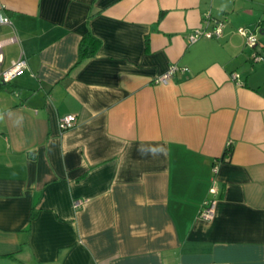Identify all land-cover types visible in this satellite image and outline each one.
<instances>
[{"label":"crops","instance_id":"obj_1","mask_svg":"<svg viewBox=\"0 0 264 264\" xmlns=\"http://www.w3.org/2000/svg\"><path fill=\"white\" fill-rule=\"evenodd\" d=\"M0 11V69L26 61L0 82V264H264V57L237 31L264 55V0ZM214 20L219 37L188 41ZM87 33L100 43L79 61Z\"/></svg>","mask_w":264,"mask_h":264},{"label":"built area","instance_id":"obj_2","mask_svg":"<svg viewBox=\"0 0 264 264\" xmlns=\"http://www.w3.org/2000/svg\"><path fill=\"white\" fill-rule=\"evenodd\" d=\"M10 22L7 15H5L2 11H0V24H8ZM224 28V23L221 20H214L213 21V27L211 29H205V28H199L198 30L194 31L192 34L189 35L188 41L189 42H195L198 38L205 36V37H219ZM237 31L241 33L245 37V43L248 47L253 48V52L251 55V60L254 62L260 61L263 59L264 55L263 53L257 51L256 45H257V39L255 30H248L244 27L237 28ZM14 38H11V41H13ZM2 42L0 41V64L2 63L3 55L1 51ZM26 68V61L23 57L18 58L16 61L12 62V64L5 69H0V81H10L12 80L16 75L20 74L24 69ZM178 66L176 64H171L168 66L166 72L157 78V81H163L166 82L167 78L170 77L176 70ZM185 69V68H184ZM233 78H236V74H232ZM76 117L73 114H66L60 118L59 126L61 130H67L69 128H72L75 124ZM216 191L214 189H211V196L204 200L200 211H199V217L205 220H209L213 217L215 213L216 208ZM83 202L81 200H74L73 205L74 207H79Z\"/></svg>","mask_w":264,"mask_h":264},{"label":"trees","instance_id":"obj_3","mask_svg":"<svg viewBox=\"0 0 264 264\" xmlns=\"http://www.w3.org/2000/svg\"><path fill=\"white\" fill-rule=\"evenodd\" d=\"M100 43V40L95 37L94 35L87 33L85 36L82 37L80 44H79V61H82L90 56H92L98 45ZM11 81V80H10ZM10 81H0L1 84L5 87V89H8L10 91L13 90L12 85ZM231 151V147H227V154H229Z\"/></svg>","mask_w":264,"mask_h":264},{"label":"rangeland","instance_id":"obj_4","mask_svg":"<svg viewBox=\"0 0 264 264\" xmlns=\"http://www.w3.org/2000/svg\"><path fill=\"white\" fill-rule=\"evenodd\" d=\"M258 35H260V34H258Z\"/></svg>","mask_w":264,"mask_h":264}]
</instances>
